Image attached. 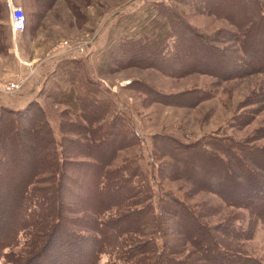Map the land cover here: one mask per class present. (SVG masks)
Listing matches in <instances>:
<instances>
[{
  "label": "trees",
  "instance_id": "trees-1",
  "mask_svg": "<svg viewBox=\"0 0 264 264\" xmlns=\"http://www.w3.org/2000/svg\"><path fill=\"white\" fill-rule=\"evenodd\" d=\"M201 1L210 13L243 31L239 49L244 63L236 60L238 55L233 50L200 45L192 31L187 34L184 24L173 25V32L174 28L179 30L174 36L160 31L153 37L123 41V50L131 48V53L127 51L121 59L160 66L165 72H170L171 65L187 60L189 70L221 78L242 72L264 74V0ZM171 37L176 44L170 49L167 38ZM200 40L204 41L202 37ZM181 43H191L197 50L182 53ZM198 94L197 101L203 96ZM74 99L85 124L75 125L73 132L91 141L84 145L77 139L69 140L75 147L81 145L78 152L90 158L83 163L59 157L54 136L39 111H27L28 106L25 111L0 106L3 264H259L258 259L223 248L217 234L248 239L253 237L258 222L264 223V145L251 146L244 140L218 135L216 141L203 145L157 140L161 141L160 156L177 160L174 165L168 164L173 173L198 189L217 194L226 205L249 212L246 228L231 229L227 223L210 228L191 206L173 195L161 194L155 199L150 176L135 157L114 163L118 151L127 144L136 145L138 139L126 128L121 113L114 111L110 103L100 109V101L85 91L73 95ZM108 112L115 117H105ZM29 138L32 143H26ZM64 195L86 205L82 210L90 216L65 215L68 206L62 199ZM72 205L69 212H78ZM72 224L81 225L83 230L71 228ZM175 233L181 238L174 237ZM24 235L34 237L36 242L29 255L22 256L12 248ZM186 244L192 250L183 255ZM103 255L108 258L101 262Z\"/></svg>",
  "mask_w": 264,
  "mask_h": 264
},
{
  "label": "rangeland",
  "instance_id": "rangeland-1",
  "mask_svg": "<svg viewBox=\"0 0 264 264\" xmlns=\"http://www.w3.org/2000/svg\"><path fill=\"white\" fill-rule=\"evenodd\" d=\"M13 1H17L24 10L26 30L20 41L17 37V55L5 0H0V79L23 80V92L32 91L22 109L25 111L28 106L27 111L42 114L57 143L60 158L71 163L90 159L78 152L81 145L75 147L69 141L79 140L84 145L91 143L89 137L85 139V136L73 132L75 125L85 124L73 95L85 91L100 101V109L110 103L114 111L121 113L126 128L136 133L137 144L122 147L114 163L121 164L125 159L135 157L150 176L155 199L161 194L173 195L191 206L210 228H218L225 223L230 224L231 229L247 227L248 210L228 206L217 194L198 189L173 173L168 164L174 165L177 160L164 154L160 156L161 141L157 140L161 138L171 144L173 142L166 141L173 139L203 145L207 141H216L218 135L244 140L251 146H263L264 74L242 72L221 78L189 70L185 63L187 60L171 65L170 72H165L160 66L136 59L135 63L131 59H121L127 51L131 53V48L123 50V41L153 37L160 31L174 36L179 30L174 28L173 32V25L184 24L187 34L192 31L200 45L233 50L238 55L236 60L244 63L239 49L243 31L237 30L227 19L210 13L207 4L201 0ZM170 17H173L174 24ZM201 37L204 41L200 40ZM167 39L171 49L176 43L172 37ZM63 42L66 43L64 49L58 46ZM187 44L179 46L182 53L197 50L193 44ZM32 76H37V80H31ZM197 92L203 95L198 101L195 100L199 96ZM13 100L0 95V106L21 109ZM72 100L73 103L69 104ZM108 116L115 117L110 112L105 114ZM32 140L29 138L26 143H32ZM205 147L209 148V145ZM68 167L72 170L71 164ZM42 177L45 178L44 173ZM62 199L68 206L65 211L68 217L90 216L82 210L87 206L75 203L72 196L64 195ZM72 203L78 212H69V208H73ZM69 226L83 230L79 224ZM175 234L174 237L181 238L179 233ZM217 235L223 248L264 264V223L258 222L253 237L248 239L232 238L221 232ZM20 241L12 251L22 256L29 255L36 239L24 235ZM186 247L183 255L192 250L189 244ZM107 258L103 255L101 262ZM3 262L0 259V264Z\"/></svg>",
  "mask_w": 264,
  "mask_h": 264
},
{
  "label": "built area",
  "instance_id": "built-area-1",
  "mask_svg": "<svg viewBox=\"0 0 264 264\" xmlns=\"http://www.w3.org/2000/svg\"><path fill=\"white\" fill-rule=\"evenodd\" d=\"M5 7L8 11V23L10 28V34L13 40V46L15 44L13 48L16 51L17 37L26 30V16L23 8L17 3H15L13 0H5ZM65 44L66 43L63 42L58 46L63 47L64 49L66 47ZM24 63L26 62L24 61ZM31 80H37V76H32ZM22 83L23 80L17 81L15 79V80L6 81L0 79V95L9 98H14L18 96L24 90Z\"/></svg>",
  "mask_w": 264,
  "mask_h": 264
},
{
  "label": "crops",
  "instance_id": "crops-1",
  "mask_svg": "<svg viewBox=\"0 0 264 264\" xmlns=\"http://www.w3.org/2000/svg\"><path fill=\"white\" fill-rule=\"evenodd\" d=\"M16 3H17V1H15ZM7 10V9H6ZM20 37H21V34L18 36V38H19V41H20ZM20 43V45H21V42H19ZM17 44H18V42H17ZM11 48H12V46H11ZM23 48H24V46H23ZM21 49V48H20ZM16 54L18 55V53H17V51H16ZM16 55V56H17ZM32 91H29L28 93H25V92H22L21 94H19L18 96H16V97H14V98H11V99H15V100H13V101H15L14 103H15V105H17L18 107L17 108H24L25 107V105L24 104H26L25 102L27 101V100H29V96H30V93H31ZM7 98V97H6ZM7 101V100H6ZM5 101V103L6 104H8V102H6ZM9 102H10V100H9ZM11 103V102H10ZM14 105V106H15ZM13 106V107H14ZM16 107V106H15Z\"/></svg>",
  "mask_w": 264,
  "mask_h": 264
}]
</instances>
